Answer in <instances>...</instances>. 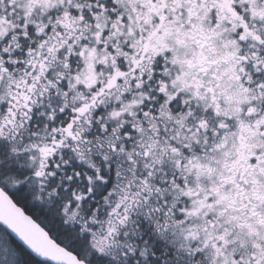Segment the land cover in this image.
<instances>
[{"label":"snow or ice","instance_id":"6c2138e0","mask_svg":"<svg viewBox=\"0 0 264 264\" xmlns=\"http://www.w3.org/2000/svg\"><path fill=\"white\" fill-rule=\"evenodd\" d=\"M0 264H264V0H0Z\"/></svg>","mask_w":264,"mask_h":264}]
</instances>
